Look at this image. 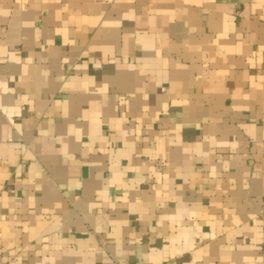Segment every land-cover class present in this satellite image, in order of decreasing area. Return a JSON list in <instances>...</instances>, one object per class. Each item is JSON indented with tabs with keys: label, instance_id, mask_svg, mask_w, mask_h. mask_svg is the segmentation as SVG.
I'll use <instances>...</instances> for the list:
<instances>
[{
	"label": "crops",
	"instance_id": "1",
	"mask_svg": "<svg viewBox=\"0 0 264 264\" xmlns=\"http://www.w3.org/2000/svg\"><path fill=\"white\" fill-rule=\"evenodd\" d=\"M0 264H264V0H0Z\"/></svg>",
	"mask_w": 264,
	"mask_h": 264
},
{
	"label": "built area",
	"instance_id": "2",
	"mask_svg": "<svg viewBox=\"0 0 264 264\" xmlns=\"http://www.w3.org/2000/svg\"><path fill=\"white\" fill-rule=\"evenodd\" d=\"M163 89V88H162Z\"/></svg>",
	"mask_w": 264,
	"mask_h": 264
}]
</instances>
